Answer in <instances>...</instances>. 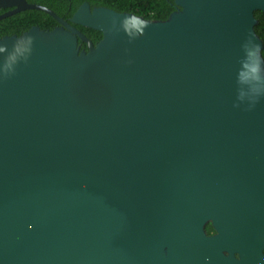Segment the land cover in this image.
Masks as SVG:
<instances>
[{"label": "water", "instance_id": "water-1", "mask_svg": "<svg viewBox=\"0 0 264 264\" xmlns=\"http://www.w3.org/2000/svg\"><path fill=\"white\" fill-rule=\"evenodd\" d=\"M175 4L0 0L59 23L0 37V264H264V0Z\"/></svg>", "mask_w": 264, "mask_h": 264}, {"label": "trees", "instance_id": "trees-1", "mask_svg": "<svg viewBox=\"0 0 264 264\" xmlns=\"http://www.w3.org/2000/svg\"><path fill=\"white\" fill-rule=\"evenodd\" d=\"M30 3L40 4L52 9L58 16L68 20L84 3L88 2L91 8L104 6L118 12H131L151 20H165L176 10L175 0H27ZM2 12V10H0ZM255 16L258 24L255 26L257 34L264 41V11L257 10ZM34 25L42 29H53L59 25L58 21L49 13L38 9H27L0 20V37L5 35H20ZM86 34L95 44L102 38V32L75 25ZM81 49H86L85 43L79 41ZM264 57V49L262 51ZM208 234H213L211 224L206 228Z\"/></svg>", "mask_w": 264, "mask_h": 264}, {"label": "clouds", "instance_id": "clouds-1", "mask_svg": "<svg viewBox=\"0 0 264 264\" xmlns=\"http://www.w3.org/2000/svg\"><path fill=\"white\" fill-rule=\"evenodd\" d=\"M147 24L145 21L143 20H139L136 17H132L131 21L129 19H125L124 23H123V27L125 32L131 36L132 35V30L134 29L138 34L143 35V29L144 27H146ZM29 43H31L32 38L28 37L27 38ZM258 47V46H257ZM7 49L6 45H0V53L5 52ZM23 51H27L30 55L31 50L30 49H24ZM23 51L20 49L19 45L15 46L14 48V52L15 53H19L21 55H23ZM28 56L24 57V61H27ZM19 63V61L16 58V55L10 54L7 58H6V63L5 66L6 67H10L13 64L17 65ZM16 70V66L12 67V72L11 74H13ZM253 71H256V69H253ZM5 77H7L9 74H3ZM264 96V93H261L259 90H253V92H251L250 96L248 97V103L250 106L255 105L259 99ZM238 100H242V94L238 93Z\"/></svg>", "mask_w": 264, "mask_h": 264}, {"label": "flooded vegetation", "instance_id": "flooded-vegetation-1", "mask_svg": "<svg viewBox=\"0 0 264 264\" xmlns=\"http://www.w3.org/2000/svg\"><path fill=\"white\" fill-rule=\"evenodd\" d=\"M2 10V12H0V14L4 13L7 9H0Z\"/></svg>", "mask_w": 264, "mask_h": 264}]
</instances>
